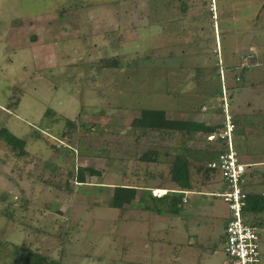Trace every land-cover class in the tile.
Segmentation results:
<instances>
[{
  "label": "rangeland",
  "instance_id": "374dc122",
  "mask_svg": "<svg viewBox=\"0 0 264 264\" xmlns=\"http://www.w3.org/2000/svg\"><path fill=\"white\" fill-rule=\"evenodd\" d=\"M225 1L0 0V130L25 142L0 138V264L222 262L227 203L205 169L222 98L264 192V54L241 48L264 46V16ZM143 110L206 131L137 127ZM185 153L195 189L168 210L148 190L178 188L170 169ZM117 185L139 187L125 211L111 206ZM255 228L264 264V213Z\"/></svg>",
  "mask_w": 264,
  "mask_h": 264
},
{
  "label": "built area",
  "instance_id": "2783aa9c",
  "mask_svg": "<svg viewBox=\"0 0 264 264\" xmlns=\"http://www.w3.org/2000/svg\"><path fill=\"white\" fill-rule=\"evenodd\" d=\"M221 111V127L218 132L208 134V139L219 138L223 149L207 164L215 175H220L221 181L219 191L209 194L222 197L227 203V221L223 232L224 258L220 264H260L259 237L256 228L243 212L247 205L250 178L235 149V122L225 98H222ZM186 192H183L184 196ZM184 196L182 202L186 203L187 198Z\"/></svg>",
  "mask_w": 264,
  "mask_h": 264
},
{
  "label": "trees",
  "instance_id": "16d2710c",
  "mask_svg": "<svg viewBox=\"0 0 264 264\" xmlns=\"http://www.w3.org/2000/svg\"><path fill=\"white\" fill-rule=\"evenodd\" d=\"M67 119V118H66ZM235 121V120H234ZM67 124L70 126H74L72 121L70 119H67ZM137 127H142L148 129H165V130H177L180 132H186V133H192L194 131H206V127L202 123L199 122H191V121H176V120H166L164 118V113L162 111H156V110H143L141 115L139 117H136L131 122ZM221 127V124H220ZM0 138L5 141L9 146L12 148L19 147L20 149H23L25 142L21 139L12 134L8 129L2 128L0 130ZM218 146L216 148V152L218 153L220 150L223 149V146L219 140V138L215 139ZM212 144V142L210 141ZM210 146V145H209ZM208 146V148H209ZM214 146V145H213ZM207 148V149H208ZM150 154H154V152H150ZM149 155V154H148ZM149 156L144 155L142 156L143 159H149ZM154 159V158H153ZM213 159V158H212ZM211 159V160H212ZM210 160V161H211ZM208 161L207 164L210 162ZM207 164H205V169L208 171V175L206 178H208V184L214 180L215 172L214 170L207 167ZM212 175H211V174ZM170 180L175 183V185L178 187L176 189H168V192L165 194H152V191H155L154 189H150L149 191V198L157 202L158 204H165L166 209H178L180 208L182 204V198L185 191H191L195 189L194 183L191 181L190 172H189V161L186 157V153L182 155L176 156L175 160L173 161L170 169ZM209 174L212 176L210 178ZM206 180V181H207ZM210 180V181H209ZM78 182H85L82 175L79 176ZM249 186H253V180L248 181ZM156 188L162 189L161 186H157ZM136 198V188L133 186H125V185H117L114 187L113 194H112V203L111 206L114 208H118L121 211H125L126 208H124V205L130 204L133 200ZM138 203H143L144 208L146 206H149L146 202H149L146 198H139L137 200ZM246 207L244 208V215L246 217H250L249 222L251 225L255 227L257 224V221L259 220V215L264 213V197L262 194H258L254 191V189H249L247 200H246ZM139 205V204H137ZM157 210H161V208H158ZM31 257V254L29 255ZM44 256H40V259L43 260ZM39 264V263H38Z\"/></svg>",
  "mask_w": 264,
  "mask_h": 264
},
{
  "label": "crops",
  "instance_id": "0c3cea01",
  "mask_svg": "<svg viewBox=\"0 0 264 264\" xmlns=\"http://www.w3.org/2000/svg\"><path fill=\"white\" fill-rule=\"evenodd\" d=\"M247 2H248V4H254V6L256 7L255 8V10H252V12H250L247 16H264V0H247ZM227 3V0L225 1V2H223V4L225 5ZM251 8H252V6H251ZM224 9H227L226 10V14H231L232 16H235V15H237V16H240V14L239 13H235L234 12V10H235V8H232V7H230V6H226V8H224ZM246 44H245V42L244 43H242V45H241V48L243 49L242 50V52H244V53H255V55H256V51H258V52H260V54H264V46H261V47H259L257 50H254V47H251V46H249L248 47V49H246ZM255 55H251V56H254V58H256V56ZM245 63V62H244ZM247 69H249L248 68V66H245ZM262 111H264V109H261L260 111H259V114H260V116H262L261 115V112ZM253 184H255L254 183V181H253ZM251 187H253V186H249L248 187V189H251ZM136 188V190H139V189H137V188H139V187H135ZM157 188L155 187V189L154 190H156ZM168 192V189H166V193ZM137 193V192H136ZM263 192H261V194H262ZM184 196V195H183ZM262 196H264V195H262ZM183 203V202H182ZM187 203V202H186ZM184 204V203H183ZM166 210V209H165ZM167 211V210H166ZM226 221H227V218H225V223H226ZM225 223H224V225H225Z\"/></svg>",
  "mask_w": 264,
  "mask_h": 264
},
{
  "label": "bare ground",
  "instance_id": "6f19581e",
  "mask_svg": "<svg viewBox=\"0 0 264 264\" xmlns=\"http://www.w3.org/2000/svg\"><path fill=\"white\" fill-rule=\"evenodd\" d=\"M162 190V189H161ZM165 194V193H164Z\"/></svg>",
  "mask_w": 264,
  "mask_h": 264
}]
</instances>
